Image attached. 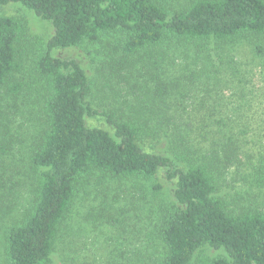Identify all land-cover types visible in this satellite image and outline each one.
Instances as JSON below:
<instances>
[{"label": "rangeland", "instance_id": "obj_1", "mask_svg": "<svg viewBox=\"0 0 264 264\" xmlns=\"http://www.w3.org/2000/svg\"><path fill=\"white\" fill-rule=\"evenodd\" d=\"M191 1L162 2L174 12ZM0 13L25 24L19 77L33 84L29 94H23L24 87L14 98L0 89V264H4L7 231L31 207L37 185L38 171L30 158L42 128L44 91L41 81L33 80L32 50L45 44L54 29L50 21L18 3L5 5ZM118 34L52 50L55 56L78 61L86 72L87 101L95 111L86 116L87 125L113 133L109 117L120 121L139 116L151 128L143 141L145 150L168 155L178 166L190 162V157L203 161V155L209 159L214 153L218 193L229 208L264 206V35L230 47L209 44L198 54L192 46H156L126 54ZM146 109H153V114ZM186 128L182 143L178 137ZM228 136L235 140L224 147ZM156 177L159 189H152L154 181L113 178L98 171L82 178L58 227L52 264L159 261L164 248L156 227L173 200L175 179L166 177V169ZM221 254L203 247L190 264H208Z\"/></svg>", "mask_w": 264, "mask_h": 264}, {"label": "trees", "instance_id": "obj_2", "mask_svg": "<svg viewBox=\"0 0 264 264\" xmlns=\"http://www.w3.org/2000/svg\"><path fill=\"white\" fill-rule=\"evenodd\" d=\"M162 1L0 0V8L18 3L54 29L45 44L32 50L33 80L38 78L44 91L42 128L30 158L38 171L37 185L31 207L7 231L4 264L53 263L58 227L82 178L98 171L113 178L154 181L152 189H159L156 176L161 169L175 179V188L172 202L159 215L156 229L164 252L153 264H190L203 247L222 252L208 264H264V206L229 208L218 193L214 153L209 159L203 155V161L190 157L178 166L168 155L149 152L143 141L151 128L139 116L120 121L109 117L113 133L88 126L86 116L95 111L87 101L86 72L78 61L52 54L54 48L95 43L111 33L120 34L126 54L156 46H192L198 54L209 44L230 47L264 35V0H192L174 12ZM25 33L21 18L0 13V89L12 98L24 87L23 94L33 90L32 82L19 77ZM146 111L153 114V109ZM187 130L178 137L182 143ZM234 140L226 137L223 146Z\"/></svg>", "mask_w": 264, "mask_h": 264}]
</instances>
